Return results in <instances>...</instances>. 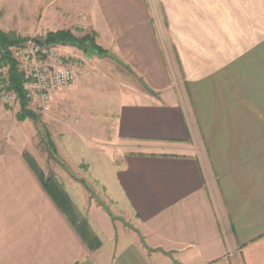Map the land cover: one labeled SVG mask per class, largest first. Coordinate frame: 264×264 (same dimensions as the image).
<instances>
[{
    "label": "crops",
    "instance_id": "1",
    "mask_svg": "<svg viewBox=\"0 0 264 264\" xmlns=\"http://www.w3.org/2000/svg\"><path fill=\"white\" fill-rule=\"evenodd\" d=\"M78 1L70 24L133 76L93 118L111 159L102 202L77 204L73 183L84 207L88 189L69 163L53 173L102 244L50 196L17 144L27 120L0 104V264H264V0Z\"/></svg>",
    "mask_w": 264,
    "mask_h": 264
},
{
    "label": "rangeland",
    "instance_id": "2",
    "mask_svg": "<svg viewBox=\"0 0 264 264\" xmlns=\"http://www.w3.org/2000/svg\"><path fill=\"white\" fill-rule=\"evenodd\" d=\"M84 7V3L78 0H0V29L5 32L14 31L29 39H42L49 32L70 29L81 38L92 32L90 33L88 29H75L69 19L73 16L76 18L80 9ZM96 42L101 46L97 38ZM55 46L76 71L72 99L78 105L71 108L72 112L69 113V108L62 102L68 98L66 88L55 95L52 111L48 113L37 111L31 102L30 107L37 114V118H29L27 122L21 123L20 134L16 136L17 144L26 147L33 154L46 175L55 173V170L64 171V168L68 167L67 163L79 175L84 173L85 178L81 179H85L90 186L89 188L86 186L88 201L85 207L77 199L76 188L73 189L75 183L71 186V191L77 204L87 210L90 199H94L96 203L102 202L103 198L100 195L102 187L99 180L103 178V181L110 182L112 176L111 159L110 155L106 154L108 148L105 146L108 143V134L106 130H100V124L93 118L98 116L102 118L107 115V111L111 112L119 104L122 96L117 97L116 93L128 90L132 85L133 76L125 63L116 59L107 50V54L98 53L87 58L88 49L78 44ZM7 70L8 67L0 68V84L2 78L7 77ZM71 85L67 87L70 89ZM0 104L4 105L2 102ZM10 107L16 112L19 103ZM72 116H75V119L71 124L72 130L69 131L65 123L70 122ZM25 128L27 132L24 131ZM9 129L10 124L0 119V147L11 146ZM51 139L56 145L58 156L55 157L51 153L53 149L50 145ZM59 151L64 159L60 157ZM78 163L81 170L78 169ZM79 175L77 176L80 178ZM66 176L68 178V175ZM77 176L73 177L79 179ZM84 188L83 185H77L82 194ZM103 204L110 207L109 203Z\"/></svg>",
    "mask_w": 264,
    "mask_h": 264
},
{
    "label": "trees",
    "instance_id": "3",
    "mask_svg": "<svg viewBox=\"0 0 264 264\" xmlns=\"http://www.w3.org/2000/svg\"><path fill=\"white\" fill-rule=\"evenodd\" d=\"M30 39L22 37L14 31L5 32L0 29V68L8 67L7 77L2 78V82L7 83V88L10 91L15 92L18 96L19 110L16 116L21 122H24L29 118L36 119L37 114L30 107L31 100L28 98L24 89V75L20 71L19 63L14 58L10 48L12 46L24 44ZM45 42L50 45L78 44L86 49L94 47L102 54L108 53L104 48L97 44L96 35L94 33L86 34L79 38L72 30L62 29L47 33ZM50 145L53 147V149H51L53 156H58V154H56V145L52 139ZM24 157L37 173L38 177L42 180L50 196L75 225L85 243H87L92 249L100 247L102 244L101 240L91 229L88 220L81 214L80 210L73 202L63 185L59 183L56 176L54 174L46 175L37 159L30 152L25 151ZM67 168L70 170L69 167ZM79 180L88 188L90 187L86 180Z\"/></svg>",
    "mask_w": 264,
    "mask_h": 264
},
{
    "label": "built area",
    "instance_id": "4",
    "mask_svg": "<svg viewBox=\"0 0 264 264\" xmlns=\"http://www.w3.org/2000/svg\"><path fill=\"white\" fill-rule=\"evenodd\" d=\"M32 38L24 44L12 46L10 51L24 75V89L37 111L48 113L53 108V96L76 80V71L55 45L37 43ZM0 102L6 106L19 103L15 92L0 84Z\"/></svg>",
    "mask_w": 264,
    "mask_h": 264
},
{
    "label": "water",
    "instance_id": "5",
    "mask_svg": "<svg viewBox=\"0 0 264 264\" xmlns=\"http://www.w3.org/2000/svg\"><path fill=\"white\" fill-rule=\"evenodd\" d=\"M35 41H36L37 43H44V41L41 40L40 38H36ZM98 53H99V51H98L96 48H94V47H89V48H88V51H87V55H86V57H87V58H91L93 55L98 54Z\"/></svg>",
    "mask_w": 264,
    "mask_h": 264
}]
</instances>
